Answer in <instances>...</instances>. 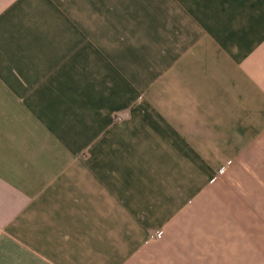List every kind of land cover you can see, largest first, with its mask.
Wrapping results in <instances>:
<instances>
[{
  "label": "crops",
  "instance_id": "1",
  "mask_svg": "<svg viewBox=\"0 0 264 264\" xmlns=\"http://www.w3.org/2000/svg\"><path fill=\"white\" fill-rule=\"evenodd\" d=\"M0 264H264V0H0Z\"/></svg>",
  "mask_w": 264,
  "mask_h": 264
},
{
  "label": "built area",
  "instance_id": "2",
  "mask_svg": "<svg viewBox=\"0 0 264 264\" xmlns=\"http://www.w3.org/2000/svg\"><path fill=\"white\" fill-rule=\"evenodd\" d=\"M160 234V232H156L155 236H158Z\"/></svg>",
  "mask_w": 264,
  "mask_h": 264
}]
</instances>
